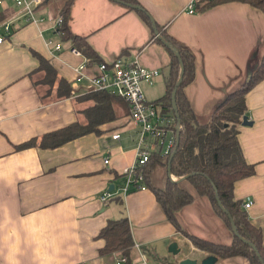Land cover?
<instances>
[{
  "label": "crops",
  "instance_id": "crops-1",
  "mask_svg": "<svg viewBox=\"0 0 264 264\" xmlns=\"http://www.w3.org/2000/svg\"><path fill=\"white\" fill-rule=\"evenodd\" d=\"M137 1L156 24L195 54V77L184 90L199 116L208 115L251 74L253 54L264 39V12L259 7L240 0L207 6L200 1L195 12H187L189 0ZM47 3L37 9L41 21L17 19L0 41V264H116L122 253H100L105 240L98 234L109 219L123 215L135 242L132 264H181L184 258L200 263L209 255L215 256L212 264H251L243 255L220 257L194 245L168 219L146 184L144 189L101 199L104 190L113 186L116 191L123 184L124 172L136 156L139 127L122 107V114L99 124L98 132L54 147L15 149L32 137L85 120L83 110L93 103L86 94L93 90L90 78L99 72L100 60L140 52L144 65L160 70L152 84H143L149 100L165 94L172 74L166 45L138 9L116 0H73L69 30L86 37L98 54L94 60L79 49L71 51V40L61 38L53 26L61 3ZM16 11L11 0H0V21ZM33 52L50 60L57 76L70 84V95L57 97L54 87L46 92L48 85L36 82L40 71H35L38 60ZM246 105L251 122L238 126L237 137L255 172L234 183V196L252 199L251 206L243 208L251 223L261 228L264 244V77L247 91ZM115 132L120 133L118 139L112 137ZM106 156L109 163L104 162ZM200 198L208 199L196 195L195 200ZM195 200L177 212L181 226L188 224L195 235L230 243L233 235L223 240L226 237L202 234L206 228H200L203 222L195 210L200 204Z\"/></svg>",
  "mask_w": 264,
  "mask_h": 264
},
{
  "label": "trees",
  "instance_id": "trees-1",
  "mask_svg": "<svg viewBox=\"0 0 264 264\" xmlns=\"http://www.w3.org/2000/svg\"><path fill=\"white\" fill-rule=\"evenodd\" d=\"M48 0H43V3ZM123 4L126 2L138 3L137 0H116ZM211 0L204 6L219 2ZM259 7L264 12V0H240ZM73 0H62L58 7L63 21L60 26L61 38L71 40L73 48L79 49L91 59L98 60V54L88 43L86 37L71 34L68 26L70 7ZM145 19L149 20L147 11L138 10ZM157 29L166 41L170 56L172 74L167 82V90L158 99L151 100L157 105L162 114L169 118V126L178 130L179 142L173 149L175 154L170 160L168 154L159 150L152 152L147 163L142 167L144 183L150 187L158 202L162 205L168 219L186 235L197 247L214 253L220 257L243 255L251 264H264V244L261 228L251 223L247 211L243 208V201L234 196V183L245 176L255 172L254 164L245 160L237 134L238 126L246 115V93L264 77V39L260 43L261 54L256 67L250 75L242 79L231 89L206 116H199L193 110L185 93V86L195 77V54L188 47L175 39L162 29L158 23ZM173 47L178 52L183 65V75L180 85L176 90V105L179 122L172 107L171 94L180 75L181 63ZM38 60L35 71H40V78L36 81L44 83L49 88L54 87L56 96H68L71 93L70 84L58 77L50 60L37 52H33ZM102 60H100L101 62ZM35 82V83H36ZM92 100L83 110L85 120H75L66 126L43 134L41 137H32L15 145V149L39 145L41 147H54L69 139L81 136L88 132H98L99 124L113 120L122 113V107L129 113L128 101L109 90H92L86 94ZM172 149V150H173ZM170 161V172L175 177L185 176L182 179H172L167 171ZM162 170V177H156V172ZM218 193V199L216 198ZM197 195L209 199L213 211L229 225L233 237L230 243H221L203 238L185 230L177 218V212L187 204L192 203ZM231 219L238 234L232 227ZM105 240L100 248V253L120 251L127 257L123 264H132L130 251L135 242L132 237L129 219L126 215L109 219L98 234ZM249 242H252L254 249ZM260 253V255L257 254Z\"/></svg>",
  "mask_w": 264,
  "mask_h": 264
},
{
  "label": "built area",
  "instance_id": "built-area-1",
  "mask_svg": "<svg viewBox=\"0 0 264 264\" xmlns=\"http://www.w3.org/2000/svg\"><path fill=\"white\" fill-rule=\"evenodd\" d=\"M17 8L16 13L6 20L0 21V41L11 32V24L17 19L24 22H38L43 16H37V9L43 0H11ZM200 1L208 2L211 0H189L187 12H195ZM63 17L56 14L53 17V26L59 33ZM157 36V34H156ZM49 42V41H48ZM58 50L59 45H54ZM71 51L79 53V50L71 48ZM85 66V62L77 66L80 71ZM99 72L90 78L93 90H109L124 97L129 103V119L138 125L136 137V156L134 162L125 170L123 184L118 188L106 189L101 194V199L106 201L117 193L126 194L133 189H144V174L142 167L147 163L151 154L159 150L162 154H168L176 143V127H170V120L161 113L159 107L146 96L143 84H152L160 74L157 68H150L140 60V52L133 55L121 54L117 58L98 64ZM171 134V136H170ZM170 136V138H169ZM118 139L119 132L112 134ZM166 144H168L166 146ZM105 163H109V157L104 158ZM252 204L251 198L243 201L244 208H249ZM127 260L125 255L118 257L116 264H123Z\"/></svg>",
  "mask_w": 264,
  "mask_h": 264
},
{
  "label": "rangeland",
  "instance_id": "rangeland-1",
  "mask_svg": "<svg viewBox=\"0 0 264 264\" xmlns=\"http://www.w3.org/2000/svg\"><path fill=\"white\" fill-rule=\"evenodd\" d=\"M62 0H48L47 2V7L51 6V7H55V5L59 6ZM162 36V35H161ZM163 37V36H162ZM261 54V48L257 49L254 54H253V58L251 60V70H253V68L255 67V65L257 64L258 58L260 57ZM40 75V73L35 74L34 77H36L37 79L38 76ZM154 89L153 96L156 95V91L158 90V88L155 86L152 87ZM152 97V96H149ZM171 136V134H170ZM169 136V138H170ZM168 144H166L167 146ZM156 177H162V170H158L156 172ZM197 195V194H196ZM205 197V196H203ZM196 198V197H195ZM207 198V197H206ZM197 203H199V207H197V209H195L197 211V215L198 218L200 217L201 222H203V224L201 225L200 223V228L201 230H205L204 228H206V232L204 231L202 234L206 235L208 237L215 236V238H221V236L226 237V238H221V239H228L230 238V236L232 237V231L229 227V225L227 223H225L212 209V207L210 206V201L207 199L205 200V198H200V199H196L195 200ZM191 210V209H190ZM194 215V214H193ZM197 218V216H196ZM199 224V223H198ZM187 227V228H186ZM185 230H187L188 232H192L190 231V226H188V224H186ZM197 231V230H196ZM199 231V230H198ZM184 234V233H182Z\"/></svg>",
  "mask_w": 264,
  "mask_h": 264
},
{
  "label": "water",
  "instance_id": "water-1",
  "mask_svg": "<svg viewBox=\"0 0 264 264\" xmlns=\"http://www.w3.org/2000/svg\"><path fill=\"white\" fill-rule=\"evenodd\" d=\"M125 4H126L127 6H129V7H131V8H134V9H138V10H142V9H143V7H142L140 4H138V3H130V2H126ZM147 15L149 16V18H150V20H151L152 27H153V30H154L155 34H157V36L163 41V43H164L165 45H168L169 42L166 41L165 38L162 37V36L160 35V32H159L158 29H157L156 22L154 21V19L152 18V16H151L148 12H147ZM173 50H174L175 54L179 57V60H180V63H181L180 75H179V78H178V80H177V82H176V84H175V87H174L173 90H172V94H171L172 107H173V110H174V112H175V116H176V118H177V121L179 122V117H178V113H177V105H176V98H175V95H176L177 87H178V86L180 85V83H181V79H182V75H183V71H184V69H183L182 61H181V59H180V56H179V52H178V50H177L175 47H173ZM250 122H251V121L248 119V116H247V115H244V116H243V119H242V124L245 125V124H249ZM178 142H179V133H178V130H177V131H176V145L178 144ZM174 154H175V149H173L172 152H171V154H170V160H171V158L173 157ZM170 170H171V167H170V161H169V163H168V167H167V171L169 172L170 177H171L172 179H175V178L172 177V173L170 172ZM184 177H185V176H180L178 179H182V178H184ZM112 187H113V186H110L109 189H112ZM216 198L218 199L219 204L221 205V202H220V200H219V196H218V193H217V192H216ZM231 222H232V227H233L234 232H235L236 234H238V232H237V230H236V227H235V225H234V221H233L232 219H231ZM249 243H250V245H251L254 249H256V246H255L252 242H249ZM174 247H175V244L173 243V244L171 245V249H174ZM257 254L260 255L259 252H257ZM214 260H215V256H213V255H209V256L205 257L200 263H198L196 260L191 259V258H184V259L181 261V264H212V263L214 262Z\"/></svg>",
  "mask_w": 264,
  "mask_h": 264
}]
</instances>
